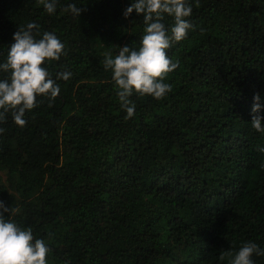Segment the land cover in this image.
<instances>
[{"label": "trees", "instance_id": "obj_1", "mask_svg": "<svg viewBox=\"0 0 264 264\" xmlns=\"http://www.w3.org/2000/svg\"><path fill=\"white\" fill-rule=\"evenodd\" d=\"M132 2L57 0L48 14L38 0H0V64L35 22L37 39L65 45L42 66L72 73L54 100L37 97L25 126L4 113L0 201L45 241L47 264H231L249 241L264 249V133L251 125L253 97L264 105V0H186L194 30L166 50L179 62L171 92L134 93L125 119L103 60L140 47L143 16L123 15Z\"/></svg>", "mask_w": 264, "mask_h": 264}, {"label": "clouds", "instance_id": "obj_2", "mask_svg": "<svg viewBox=\"0 0 264 264\" xmlns=\"http://www.w3.org/2000/svg\"><path fill=\"white\" fill-rule=\"evenodd\" d=\"M38 2L48 14L55 13L57 0ZM64 11L79 17L83 9L71 3ZM133 12L142 15L145 24L140 47L125 45L114 58L106 53L103 60L105 70L112 72L121 107L127 112L125 119L134 115L135 104L130 100L134 93L159 100L171 92L172 86L164 80L179 62L170 60L166 50L184 40L189 30H194V25L186 19L192 13L186 0H133L123 15L127 19ZM165 14L174 18L170 28L162 22ZM38 34L39 25L35 22L18 28L8 48L6 62L0 64V72L8 74L6 79L0 80V109H3L0 121L5 119L4 113L11 110L15 124L25 126V113L37 107V97L54 100L60 93L57 81H67L72 75L61 71L56 73L55 79L51 78L48 68L42 65L45 61H59L65 45L55 33L44 31L40 39L36 38ZM253 100L251 125L257 132L264 133V115H260L264 105L260 103L259 94ZM3 131L0 128V133ZM259 151L264 152V148ZM14 211L0 201V264H47L49 247L43 239L34 238L31 227L22 229L12 220ZM253 255L264 256V249L249 241L239 248L231 264H254Z\"/></svg>", "mask_w": 264, "mask_h": 264}]
</instances>
